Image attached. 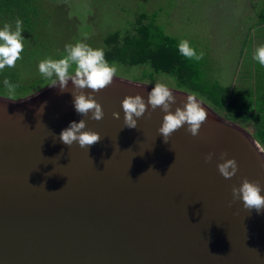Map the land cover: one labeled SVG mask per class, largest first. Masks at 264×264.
<instances>
[{
	"label": "water",
	"instance_id": "water-1",
	"mask_svg": "<svg viewBox=\"0 0 264 264\" xmlns=\"http://www.w3.org/2000/svg\"><path fill=\"white\" fill-rule=\"evenodd\" d=\"M153 87L115 76L94 94L99 121L77 113L71 80L0 96V264H264V211L232 196L245 178L264 195V147L198 97L209 114L198 136L185 124L165 143L166 113L150 105L125 127L123 99L147 103ZM169 89L171 110L184 107L190 93ZM81 119L101 134L89 149L59 138ZM225 152L239 165L231 179L217 167Z\"/></svg>",
	"mask_w": 264,
	"mask_h": 264
},
{
	"label": "rangeland",
	"instance_id": "rangeland-1",
	"mask_svg": "<svg viewBox=\"0 0 264 264\" xmlns=\"http://www.w3.org/2000/svg\"><path fill=\"white\" fill-rule=\"evenodd\" d=\"M35 3L42 16L49 19L48 27L51 26L59 49L78 41L103 48L104 38L109 33L131 29L140 12L159 11L158 21L166 33L204 48L211 60L221 66L219 76L214 75L221 84L226 85V81L235 76V89L256 81L264 84V66L253 58L256 49L264 45V23L260 24L259 19L264 0H35ZM114 64L115 76L152 86L164 83L169 88L195 94L220 116L255 137L252 123L237 122L226 116L199 93L179 88L170 75L158 73L155 80L141 79L144 72L151 71L150 65ZM246 73L247 80L241 84L239 81Z\"/></svg>",
	"mask_w": 264,
	"mask_h": 264
},
{
	"label": "trees",
	"instance_id": "trees-1",
	"mask_svg": "<svg viewBox=\"0 0 264 264\" xmlns=\"http://www.w3.org/2000/svg\"><path fill=\"white\" fill-rule=\"evenodd\" d=\"M41 12L35 0H0V28L9 23L14 29L15 21L21 19L24 37L21 59L15 67L6 66L0 71V96L19 99L52 83L39 72V62L49 57L62 58L66 49L58 48L51 26L48 27L50 21ZM259 19L263 24L264 7ZM158 20L159 11L140 12L131 29L109 33L103 47L108 62L129 67L150 65L151 71L144 72L141 79L155 80L158 73L170 75L179 88L199 93L226 116L237 122L252 123L255 138L264 145V84L256 81L250 89H232L221 84L209 75L207 51L190 43L205 55L200 61L183 57L178 50L183 39L166 33ZM5 79L18 85L14 94H9Z\"/></svg>",
	"mask_w": 264,
	"mask_h": 264
},
{
	"label": "clouds",
	"instance_id": "clouds-1",
	"mask_svg": "<svg viewBox=\"0 0 264 264\" xmlns=\"http://www.w3.org/2000/svg\"><path fill=\"white\" fill-rule=\"evenodd\" d=\"M23 21L17 19L15 28L5 23L0 28V71L5 67H15L16 62L21 59V53L24 50ZM179 53L187 58L200 61L205 53L191 46L187 39H183L178 44ZM264 66V45L259 46L253 57ZM39 72L46 78L52 80L51 85L59 87L61 92L68 91L69 80L72 81L74 97V107L81 116H88L91 112V119L99 121L104 117L103 106L94 98V94L104 90L112 84L117 72L116 65L110 64L105 56L103 48H93L90 45L78 41L75 44L66 46V54L59 59L46 58L39 62ZM4 85L9 94H14L18 85L12 84L5 79ZM85 89L91 92L85 93ZM176 102L173 91L164 83H156L148 93L147 103L142 95H129L122 101L124 112V126L127 128H136L138 119L143 117L151 106L152 110L160 108L166 114L163 117L162 126L159 133L162 135L165 143H168L172 134L187 124V131L192 136H198L202 125L208 118V112L202 107V103L197 100L195 94L187 95L184 107H177L172 111V105ZM43 110V106L41 108ZM116 119L120 118V113H113ZM86 120L79 122L72 121L70 125L60 133V140L67 146H72L78 142L79 147L89 149L101 139V134L96 131L86 129ZM259 152L264 155V148L257 144ZM215 156L214 152H209L205 159L211 161ZM227 153H221L222 162L218 163V171L225 179H231L236 175L239 165L235 157L225 159ZM233 202L243 201V207L249 211L253 209L258 213L264 211V195L261 194V185L259 182L250 181L245 178L239 187L232 188Z\"/></svg>",
	"mask_w": 264,
	"mask_h": 264
},
{
	"label": "crops",
	"instance_id": "crops-1",
	"mask_svg": "<svg viewBox=\"0 0 264 264\" xmlns=\"http://www.w3.org/2000/svg\"><path fill=\"white\" fill-rule=\"evenodd\" d=\"M208 55V72H209V75L210 77H212L213 79H216L214 77L215 76H219L217 73L221 71L222 68H220L217 64H215L211 58H210V55L207 53ZM233 73V71H232ZM234 74V73H233ZM219 80V79H217ZM235 80L237 82V79H236V76L233 78V79H229L226 81V85L225 86H229L230 88L232 89H235L236 88V85H235ZM247 80V73L245 74V76L243 77V79H241V81H239L241 84H244ZM254 84V83H253ZM252 85H240V87L238 88H246V89H250V88H253L254 86Z\"/></svg>",
	"mask_w": 264,
	"mask_h": 264
}]
</instances>
